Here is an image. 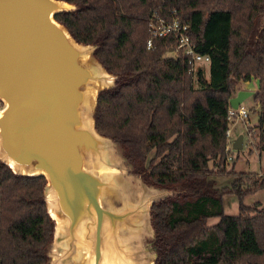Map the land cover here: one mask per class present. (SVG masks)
Listing matches in <instances>:
<instances>
[{
    "label": "trees",
    "instance_id": "1",
    "mask_svg": "<svg viewBox=\"0 0 264 264\" xmlns=\"http://www.w3.org/2000/svg\"><path fill=\"white\" fill-rule=\"evenodd\" d=\"M67 1L77 8L56 19L79 42L95 44L117 75L99 96L97 129L124 148L148 183L177 191L152 206L155 264H264V208L241 201L229 215L223 199L264 188V175L228 168L226 150L230 98L252 78L259 82L256 146L264 150V0ZM174 9L190 23L197 50L210 56L193 74L181 56L168 54L173 37L147 48L152 13ZM220 175L234 177L231 189L217 186ZM45 183L0 159V264H49L54 221Z\"/></svg>",
    "mask_w": 264,
    "mask_h": 264
},
{
    "label": "water",
    "instance_id": "2",
    "mask_svg": "<svg viewBox=\"0 0 264 264\" xmlns=\"http://www.w3.org/2000/svg\"><path fill=\"white\" fill-rule=\"evenodd\" d=\"M67 0H0V159L45 176L54 221L49 264H155L152 206L175 189L148 183L124 148L96 127L102 91L117 75L56 19ZM254 90L230 98L237 108ZM244 135L233 141L241 150Z\"/></svg>",
    "mask_w": 264,
    "mask_h": 264
},
{
    "label": "built area",
    "instance_id": "3",
    "mask_svg": "<svg viewBox=\"0 0 264 264\" xmlns=\"http://www.w3.org/2000/svg\"><path fill=\"white\" fill-rule=\"evenodd\" d=\"M173 37L177 45L172 47L168 54L173 56H181L188 63V71L194 73L201 66H207L210 62V56L200 53L197 50V43L194 42L190 34V23L181 18L174 9L169 13L163 14L156 10L152 13L149 20V37L147 39V48H151L154 41L158 38ZM250 110L243 104L237 108L230 105L228 110V120L231 124L227 130V145L228 161L231 162L234 156L229 154L233 150L234 137L232 135V125L236 122H241L246 125L248 136L244 137L246 142L252 148L254 147V137H257L256 128L249 126ZM255 134V136H254Z\"/></svg>",
    "mask_w": 264,
    "mask_h": 264
},
{
    "label": "rangeland",
    "instance_id": "4",
    "mask_svg": "<svg viewBox=\"0 0 264 264\" xmlns=\"http://www.w3.org/2000/svg\"><path fill=\"white\" fill-rule=\"evenodd\" d=\"M207 74H209V68L207 67ZM256 79L252 78L251 80L246 81L250 90H255V88H252V86L257 85L255 82ZM245 82H239L237 84V88L239 89H245L246 85ZM237 90V91H238ZM236 94V93H235ZM246 108L250 110V118H249V126L254 128V126L257 124L258 121V103L255 102L254 95L249 96L245 101L242 103ZM4 103L0 100V110L3 108ZM258 130L256 129V133ZM243 134L245 139H247L248 132L246 125H244L241 122H236L232 125V135L234 138H236L238 135ZM255 136V134H254ZM255 143L254 147L252 148L250 145H248L246 142L244 143V146L241 150L237 151L235 149L229 151V154L235 156L230 163L228 168L231 167L233 163H235V169L237 171H252L257 174L258 177L261 178L262 175H264V150L260 151L256 146V138L254 137ZM234 180V177L229 175H220L216 176L217 186H228V188L231 189V184ZM252 181V180H251ZM224 211L226 214L229 215H237L239 213V208L241 201L248 205V206H254L259 205L260 208H264V188L253 190L249 193H247L241 200V198L235 193V194H227L224 196ZM219 218H211L209 220V224H215L218 222ZM145 257L148 258L149 256L145 254ZM146 258L144 260L145 264H149V261H146Z\"/></svg>",
    "mask_w": 264,
    "mask_h": 264
},
{
    "label": "crops",
    "instance_id": "5",
    "mask_svg": "<svg viewBox=\"0 0 264 264\" xmlns=\"http://www.w3.org/2000/svg\"><path fill=\"white\" fill-rule=\"evenodd\" d=\"M255 81H256L255 83H256L257 85L252 86V88H255L254 91H256V90L258 89V87H259V82H258V80L256 79ZM245 84H247V82H245ZM249 88H251V87L248 86V84H247L246 87H245V89H249Z\"/></svg>",
    "mask_w": 264,
    "mask_h": 264
}]
</instances>
